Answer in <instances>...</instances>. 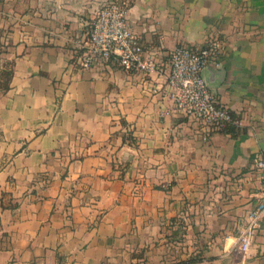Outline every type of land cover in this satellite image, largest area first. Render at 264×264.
Here are the masks:
<instances>
[{"label": "crops", "instance_id": "0c3cea01", "mask_svg": "<svg viewBox=\"0 0 264 264\" xmlns=\"http://www.w3.org/2000/svg\"><path fill=\"white\" fill-rule=\"evenodd\" d=\"M110 0H0V264H264V0H135L158 53L142 76L75 67L76 41ZM213 41L204 75L242 125L232 137L169 114L170 52ZM131 138L134 141H131Z\"/></svg>", "mask_w": 264, "mask_h": 264}, {"label": "built area", "instance_id": "2783aa9c", "mask_svg": "<svg viewBox=\"0 0 264 264\" xmlns=\"http://www.w3.org/2000/svg\"><path fill=\"white\" fill-rule=\"evenodd\" d=\"M134 2L110 0L100 8L84 35L76 41L74 65L77 69L87 70L98 62L115 60L129 73L147 77L160 71L158 53L145 48L132 29L129 12ZM217 54L218 47L213 41L198 49L179 45L170 52L166 85L172 107L163 111L162 116L172 113L192 118L207 133L241 127V119L218 101L204 77L205 69L216 63ZM252 169L258 176L259 191L257 204L249 213L246 227L236 243L244 253L248 252L264 218V154L256 156Z\"/></svg>", "mask_w": 264, "mask_h": 264}, {"label": "trees", "instance_id": "16d2710c", "mask_svg": "<svg viewBox=\"0 0 264 264\" xmlns=\"http://www.w3.org/2000/svg\"><path fill=\"white\" fill-rule=\"evenodd\" d=\"M207 44V43H206ZM205 44V45H206ZM204 45V46H205ZM203 47V46H202ZM201 48V47H200ZM198 49V48H196ZM11 78H12V72L11 71H5L2 73V82L0 83V89L2 90H7L9 89L10 87V81H11ZM220 133H223V134H229L231 135L232 137H238L240 134H241V130L239 128H234V127H227L225 129H222L219 131ZM131 141H134L133 138H131ZM7 196L6 194H3L2 197H1V202H0V205L3 209H6V208H9V209H12V210H15L18 208L19 204L18 203H11L10 205L8 206H5L3 204V199L4 197Z\"/></svg>", "mask_w": 264, "mask_h": 264}, {"label": "water", "instance_id": "95a60500", "mask_svg": "<svg viewBox=\"0 0 264 264\" xmlns=\"http://www.w3.org/2000/svg\"><path fill=\"white\" fill-rule=\"evenodd\" d=\"M211 71V70H213V68L211 67V66H209V67H207L206 69H205V71ZM204 71V72H205ZM204 77H205V75H204ZM205 80H206V83L208 84V86L210 87V85H209V83L207 82V79H206V77H205ZM210 89L213 91V93L214 94H217V92L215 91V90H213L211 87H210Z\"/></svg>", "mask_w": 264, "mask_h": 264}]
</instances>
